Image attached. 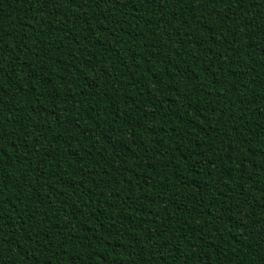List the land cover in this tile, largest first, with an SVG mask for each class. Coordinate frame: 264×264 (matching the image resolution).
Instances as JSON below:
<instances>
[{
	"label": "trees",
	"instance_id": "1",
	"mask_svg": "<svg viewBox=\"0 0 264 264\" xmlns=\"http://www.w3.org/2000/svg\"><path fill=\"white\" fill-rule=\"evenodd\" d=\"M0 264H264V0H0Z\"/></svg>",
	"mask_w": 264,
	"mask_h": 264
}]
</instances>
